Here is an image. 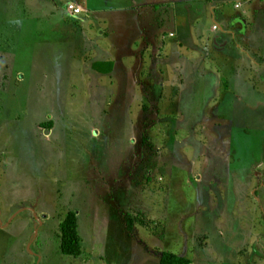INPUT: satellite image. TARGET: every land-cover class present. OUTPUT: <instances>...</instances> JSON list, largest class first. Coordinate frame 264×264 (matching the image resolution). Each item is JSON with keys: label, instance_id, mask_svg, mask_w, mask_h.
Segmentation results:
<instances>
[{"label": "rangeland", "instance_id": "1", "mask_svg": "<svg viewBox=\"0 0 264 264\" xmlns=\"http://www.w3.org/2000/svg\"><path fill=\"white\" fill-rule=\"evenodd\" d=\"M80 1L88 20L66 0H0V264H158L161 251L264 264V77L158 86L186 79L172 56L151 70L149 51L177 39L165 16L202 5ZM212 17L196 14L191 32L208 34ZM67 209L78 255L58 251Z\"/></svg>", "mask_w": 264, "mask_h": 264}, {"label": "crops", "instance_id": "2", "mask_svg": "<svg viewBox=\"0 0 264 264\" xmlns=\"http://www.w3.org/2000/svg\"><path fill=\"white\" fill-rule=\"evenodd\" d=\"M72 1L83 8L78 16L72 18L82 20L84 17L88 20V10L84 2L82 3L80 0ZM194 1L201 4L202 8L192 4L190 7L175 8V15L167 13L165 16L168 23L174 24L172 28L167 30L166 37L173 38L176 35L177 39L173 42L167 41L169 44L161 42V48L149 51L151 70L154 69L160 72L163 69V63L168 61V57L172 56L175 71L184 72L186 79H183L181 74L175 77L174 84L163 83L164 80H162L157 85L178 87V85L198 86L201 84L216 86L224 72L223 76L232 78L238 70H251L254 68L255 71L253 73L249 72L244 79H262V76L264 77V0H230L231 2H228L229 0H183L179 1L178 4L184 5ZM229 3L234 8L231 11L226 9V5ZM202 11L210 17L214 12L219 11V16L223 17L219 19L226 21L225 26L220 27L212 17V22L216 23V29H211V23L207 28L208 34H202L205 28L197 31L198 33H192L189 21L195 19L196 14ZM174 27H176V30H174ZM192 34L193 38H190ZM157 37L163 38L161 32L160 34L157 33ZM195 37L199 41H196ZM202 63H205L204 68H202ZM252 65L256 67H252ZM189 70H192V74H188ZM205 73L207 74L205 75ZM108 74L110 75V73ZM204 75L206 78L203 82ZM244 79L242 78L243 81ZM243 84L244 82L241 83V85ZM152 85H155V82L149 78V86ZM178 92L179 88H177L175 94ZM154 98L157 101L163 99L160 94H157ZM200 100L203 99L199 98ZM203 102L206 101L203 100ZM185 109L186 107L182 105L176 106V110L180 111L179 115L182 114L181 110L184 111ZM176 110L172 108L170 112ZM191 110L193 114H196L199 107L194 106ZM44 131L45 134H48L50 129Z\"/></svg>", "mask_w": 264, "mask_h": 264}, {"label": "trees", "instance_id": "3", "mask_svg": "<svg viewBox=\"0 0 264 264\" xmlns=\"http://www.w3.org/2000/svg\"><path fill=\"white\" fill-rule=\"evenodd\" d=\"M109 61H96L92 63V67L100 72H108ZM45 129L51 127L49 120L42 123ZM141 216V214H139ZM125 229H131L132 220L129 215L124 217ZM143 225H147L142 218L138 220ZM58 251L66 255H78L80 253L79 237L77 235V217L73 210L67 209L58 224ZM158 264H188L189 259L183 255L176 254L171 251H161L157 258Z\"/></svg>", "mask_w": 264, "mask_h": 264}, {"label": "built area", "instance_id": "4", "mask_svg": "<svg viewBox=\"0 0 264 264\" xmlns=\"http://www.w3.org/2000/svg\"><path fill=\"white\" fill-rule=\"evenodd\" d=\"M236 5V4H235ZM63 7L65 9V13L69 15L70 17H76L79 15V13L83 10V8L76 2L72 0H67L64 4ZM216 25L212 24L211 29H216Z\"/></svg>", "mask_w": 264, "mask_h": 264}]
</instances>
